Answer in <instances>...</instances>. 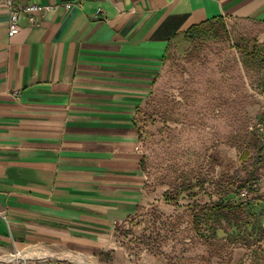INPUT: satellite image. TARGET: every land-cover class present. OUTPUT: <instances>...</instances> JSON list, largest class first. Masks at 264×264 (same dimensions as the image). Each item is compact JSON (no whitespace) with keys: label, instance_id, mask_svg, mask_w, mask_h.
I'll return each mask as SVG.
<instances>
[{"label":"crops","instance_id":"0c3cea01","mask_svg":"<svg viewBox=\"0 0 264 264\" xmlns=\"http://www.w3.org/2000/svg\"><path fill=\"white\" fill-rule=\"evenodd\" d=\"M39 1L13 37L0 5V253L95 258L147 198L137 115L170 44L218 20L264 39V0Z\"/></svg>","mask_w":264,"mask_h":264},{"label":"rangeland","instance_id":"374dc122","mask_svg":"<svg viewBox=\"0 0 264 264\" xmlns=\"http://www.w3.org/2000/svg\"><path fill=\"white\" fill-rule=\"evenodd\" d=\"M172 41L138 111L146 174L144 205L95 258L33 247L0 253V264H264V239L211 237L193 210L220 198L264 227V39L260 26L211 21ZM180 41V40H178ZM208 232V233H207ZM206 234L205 237H202Z\"/></svg>","mask_w":264,"mask_h":264},{"label":"trees","instance_id":"16d2710c","mask_svg":"<svg viewBox=\"0 0 264 264\" xmlns=\"http://www.w3.org/2000/svg\"><path fill=\"white\" fill-rule=\"evenodd\" d=\"M204 25V24H203ZM201 25V26H203ZM201 26H195L192 27L188 32L185 34H182L176 38H174L173 41L177 40V43L180 44L182 47L186 46L188 43L187 34L190 33V31L197 29ZM180 40V41H178ZM237 206L233 202L229 200H225L223 198H220L217 202H214L213 204H205L203 206H198L193 210V226L201 232L200 227H203L205 225H208V231H211V237L217 238L219 235L220 230L218 228H215L213 226V223L215 222H221L224 221L229 226H232V235L238 234L242 237L244 232H248L245 235H247L246 239L248 242L253 241L257 239V241H261L264 239V227L262 222L254 221L251 222V225H248V222H246L242 217L241 214L237 212ZM243 225L245 226V231H242ZM208 233V232H207ZM206 234H203L202 237H205Z\"/></svg>","mask_w":264,"mask_h":264},{"label":"built area","instance_id":"2783aa9c","mask_svg":"<svg viewBox=\"0 0 264 264\" xmlns=\"http://www.w3.org/2000/svg\"><path fill=\"white\" fill-rule=\"evenodd\" d=\"M81 1V0H80ZM15 2H18L15 4ZM78 0H64L63 5L71 8ZM0 5L11 7L9 19L8 34L10 37L18 34L21 26L22 19H27L30 25L38 23L36 13L46 14L54 10V5H44L39 0H0ZM137 149L141 152V147L138 145ZM2 212H0V215ZM27 264V263H23Z\"/></svg>","mask_w":264,"mask_h":264}]
</instances>
